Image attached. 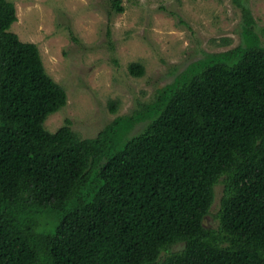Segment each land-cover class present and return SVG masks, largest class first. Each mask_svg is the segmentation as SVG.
<instances>
[{
	"label": "trees",
	"instance_id": "1",
	"mask_svg": "<svg viewBox=\"0 0 264 264\" xmlns=\"http://www.w3.org/2000/svg\"><path fill=\"white\" fill-rule=\"evenodd\" d=\"M242 10L243 44L81 138L45 128L67 93L0 0V264H264V44Z\"/></svg>",
	"mask_w": 264,
	"mask_h": 264
},
{
	"label": "rangeland",
	"instance_id": "2",
	"mask_svg": "<svg viewBox=\"0 0 264 264\" xmlns=\"http://www.w3.org/2000/svg\"><path fill=\"white\" fill-rule=\"evenodd\" d=\"M10 1L17 19L9 31L37 45L45 71L67 93L45 128L53 132L69 119L81 138L155 100L156 89L189 62L243 44L244 7L264 44V0H119L123 12L112 9L111 0ZM131 62L143 65L142 76L128 72ZM221 187L215 186L212 213ZM204 223L215 226L209 215Z\"/></svg>",
	"mask_w": 264,
	"mask_h": 264
}]
</instances>
